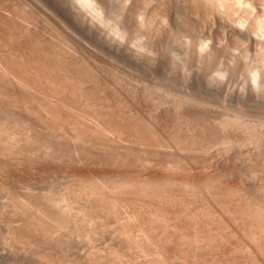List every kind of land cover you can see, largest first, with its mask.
I'll return each instance as SVG.
<instances>
[{
	"label": "rangeland",
	"instance_id": "rangeland-1",
	"mask_svg": "<svg viewBox=\"0 0 264 264\" xmlns=\"http://www.w3.org/2000/svg\"><path fill=\"white\" fill-rule=\"evenodd\" d=\"M93 1H95L94 8L90 7L93 10H90V8L87 6V9L90 10L89 11L84 8L86 6L81 3V0L80 2L79 0H0V54L1 56L5 54L4 56L7 57L6 60L9 58L13 59H11V61L10 59L7 60V65L10 63L9 66H6L5 64V69H8L5 70L7 71V76H5V79H9H2L0 81V142L3 143H0V264H47V262L53 264V259L55 258L57 259H55L57 263L55 261L54 264H146L148 260V264H158L159 262L162 263L163 259L161 260V257L159 256L160 254H154L156 249L153 252V249L154 247L156 248L155 245L157 243L161 241H163L162 243H165L164 240L166 241L167 239L168 243L166 242V244L169 245V239H171L173 236L180 242L182 241L179 238V236L181 235L180 232H184V234L180 237L186 235V233H194L193 231H197V229L201 230L202 232H206L208 228L203 226L202 223L206 222L205 219L207 220V218L212 215V217H209L210 220H207V222L210 221L209 224H212L211 221L213 220V214H215L213 212L217 211V216L221 215V217H223L224 219H227L229 216L232 217V215L234 217V214L232 213L235 208H233L232 211H230L231 209H229V211L224 209V211H226L227 213H223L224 211L222 210L223 215L228 214L226 215L228 216L227 218L222 215L221 207L219 205H216L219 195H217V198L213 196V204H211L213 206L216 205L215 207L218 210L213 209L214 207H211V205L208 206V202L205 201V198H207L211 193V189L214 190V195L218 193L215 186H217L221 181L220 177H222L223 179V175L226 173L227 169L226 166L231 167L230 170H227V172L231 171V175L233 176L232 173H234L235 177L234 179H232L233 181H230L229 178L231 179V175L230 172H228L229 175L226 173L225 176H229V178L224 177V179H228L231 184H237L238 188L236 189L235 187L236 191L240 187L241 190L243 188L247 189L242 190V194L238 190L237 195L233 194V192L236 193L233 189V192L231 191L232 193L228 191L227 194L230 193L231 195H224V197L226 196L225 198H227L226 200H230L228 202H231V199H233L237 202H232L235 204V206H238L240 204H243L240 202V204L237 205V203L239 202L237 197L235 198V196H238L239 198V196L241 195L242 197H244L243 199H245L246 197L248 199V197L251 196L254 204L250 203V197L249 202V199H246L244 201L240 196L242 202L244 201L245 203L247 201L246 206H244L247 207L248 205V208L246 209L250 211L248 214L249 216L243 212L244 216H247H245V218L243 217L242 212H240V215L239 211H235V213H239L238 215L242 217H236V214L235 218L232 221H234L233 223H235V221L238 222L240 220V222L238 223L240 227H238V224H236L237 222L235 223L236 225L230 224L232 222L229 221L232 218H228L230 219L229 221H223L224 219L221 217L220 219H223L222 221L217 218L216 221L218 223L213 222L215 221L213 220L212 222L214 224V227L212 225L211 226L212 228H214L213 230H215L220 225V223L224 222V225L222 223L219 227L225 228L223 230H226L227 227L228 232H230V230H232L233 228L235 229L233 230L236 232H238L240 228V230H242L243 228V232H240L241 237H239L243 239H240V241L244 243H247L248 241L250 245H243V243L239 242V238H237L238 240L235 238H231L232 236H229V233L228 237L231 238V240L227 238L225 245L227 244L226 247H228L232 243L230 253L234 250L236 251L233 252V254H229V256L227 253V256H225L227 257V260L223 255H221V257H224H222V260L219 257H213V260L215 261L213 263V260H211V263L209 262V260L212 259L211 254L209 256L208 262L205 261L208 258V254L213 251V249H210L213 248L211 247V243L207 248L203 247V245H208L207 241L205 242V244L207 245H205L204 243L202 245V242L195 244V246L197 247L196 250H199V248L203 249L199 250L200 253L197 251V257L195 256L196 258H198L197 260L193 256L190 257V254L193 253L194 255V253H196V250H194L195 248H191V246H194L193 244H191L194 241L189 243L191 244L190 246L187 244V242H181L182 244L179 243V245L181 244V246L183 245V247L184 244H186L185 247L182 248L177 245V239L173 237L176 241H173L172 239L171 241L172 243L175 242L176 244L170 243V245L172 246L174 244L175 245L173 248L171 246H169V248H172L173 250L183 249L184 251L176 250L178 253H175V251H169V253H173L175 261H173V257L171 258L170 256L172 255V253L169 255V258L171 260H169V258L167 257L166 261L168 260L169 262L167 261V263L169 264H185L186 260L188 264L192 263V260H196L195 262H199L200 260L201 262L199 263H202L203 261L206 264H217L215 262L219 263L220 261H222L220 264H234L235 262V264H237V262H239V264H246V262H248L247 258H251V260L252 258L253 260L256 258V260H258L257 257H263V253H261V255L260 253L258 254V251L256 252L257 249L255 250V247L257 248L258 245L261 244V241H259V239H262V241L264 240V225L262 224L264 222L259 219L264 218V0ZM105 3H107V5H105ZM96 5L97 7L101 6V8L95 7ZM76 7H78V10L75 9ZM79 11L81 13L77 14L79 13ZM82 12L84 13L83 15ZM86 15H88V19H86ZM80 16L82 17L80 18ZM83 17H85L86 20ZM90 17L93 21L89 20ZM87 20L89 22H86ZM22 22L24 23V25ZM14 36L16 39L14 38ZM12 42L13 44H11ZM16 43H18L19 46ZM35 44L40 46H36ZM13 45H15V47ZM50 46L52 48H50ZM9 49H11L12 51H10ZM13 50H15V52ZM20 50H23V53H21ZM39 50H41L42 52ZM7 52H9L10 54ZM8 55H10L11 57ZM16 58H18V61H16ZM15 61L17 62L16 64L19 63L20 65H16ZM24 61L29 64L33 63V65H31L34 67V69L38 70V72L41 73L43 71L41 73L42 75L40 74L39 77L41 78L39 79L40 81L36 79L35 75H33L34 77L31 75L28 77L26 76V78L29 80H26V83L29 82L26 87L27 89H23L19 84V78L11 73L13 69H19L18 67L24 66ZM53 62H55L56 64H54ZM52 64L56 66L52 68V66H50ZM13 65L15 68L13 67ZM44 65H46V67ZM59 65H63V67L61 66L59 68ZM9 68H11V71L9 70ZM43 73L45 74L43 75ZM42 77L44 78V80H42ZM12 79H16L15 83ZM34 79L36 81L38 80L40 84L38 82L36 83ZM30 80L32 83L30 82ZM9 81H12V84ZM16 82L18 83V85ZM62 83H64V85ZM57 84L60 86H58ZM62 86H64V88ZM55 89L59 90L54 91ZM72 90L74 92L78 90L79 93H74ZM52 92H54V94H51ZM58 92L59 94H57ZM67 92L69 93V95ZM55 93L57 95H55ZM80 93L84 96L80 97ZM49 94L52 95V97L53 95L55 98L58 97V100L62 101H64L66 98L63 105L67 107L60 105V107L57 106L59 107L58 109L57 107H54L56 109H51L47 105H42L41 100L47 99ZM58 95L62 96L60 97ZM76 96L79 97L77 98ZM15 98H17L18 100ZM35 100L37 102L40 101V103H37ZM40 106L43 108H41ZM44 106H46V108ZM48 108L49 110H47ZM69 108L71 112L68 110ZM54 110L57 111L59 115ZM49 111L50 114H48ZM52 111H54L56 114ZM113 111L114 113H112ZM39 112L41 113V115L38 114ZM77 119L80 122H78L79 125L83 123L81 126L78 125ZM59 120L61 121V123ZM74 122H76L77 125ZM95 123H99L97 125L102 124L107 126L110 131H104L105 129L98 130V127L96 128ZM109 123L112 124L110 125ZM126 123L132 124L136 127H140L141 124V131H139L138 134L135 131L131 132V130L129 129H127L126 131V127L128 125ZM87 126H89V128ZM74 127L76 128V130ZM151 127L153 128L154 133H151ZM91 128L94 131H98L99 133L94 132ZM111 128H116L117 130ZM143 128H146V130ZM148 128L150 129L148 130ZM85 129H87V131ZM80 131L81 133H79ZM142 131L144 132L141 133ZM155 131L157 133H155ZM86 132H88L90 135L87 136ZM104 132H106V134ZM74 133L77 134V136ZM142 134L143 136H145V138L142 136ZM155 134H157L158 136H156ZM84 136H86V139L84 138ZM15 142L19 148L17 147ZM8 145L10 146V148ZM21 145L24 146L22 147ZM22 149L25 150L23 151ZM151 165L154 166L152 167ZM171 167H173V169ZM223 167H226L225 172L220 174L222 172L220 170L224 169ZM154 168L156 169V171L154 170ZM141 169H143L142 171L144 172L146 170L148 174L153 173L154 176L157 174L155 176V178L157 177V179L154 180L155 182H152L153 185L151 184V186H153L154 189L157 186V189H160L158 190V193L161 191L159 193L160 195L157 192L155 193L154 189H151L152 187L149 186L146 181H144L145 179L143 180L144 172L142 174ZM185 171L187 172L185 173ZM216 171L220 172V175L217 174ZM113 173L116 176H111ZM125 173H127L129 176L131 175L130 178ZM215 173L220 176H216L218 177V179L216 180H219L218 183L213 179L217 184L213 180H211V178L215 177ZM118 174L120 175V177ZM164 174H168L169 176L168 177L166 175V177L169 179H166V181L168 180L170 182L172 178V181H174L175 177L177 178V180H179L176 182H185L184 186L186 185V183L187 185L190 184L191 186L189 187L192 189V191H194V193L197 191L196 193L198 195L196 196L195 193V195L193 194L192 196L193 192H190L191 189L188 186V193L185 192V188L187 187H183L182 183L181 185L174 182L176 184L174 185V187H172V185L174 184L173 182H171V184H167V182H165V179H163L166 178L164 177ZM138 175L140 177H138ZM125 176L128 178V180L124 178ZM158 176L161 179H159ZM193 176H195L196 178ZM81 177L84 179V181L81 180ZM88 177L90 179H88ZM209 177L210 179H208ZM133 178H135L134 181ZM187 178H189L190 181L192 179H195L196 182L198 181V184L195 183L197 184L195 185L194 183H188L187 181L189 180ZM206 178L210 183H206ZM122 179H125V181L121 182ZM162 179L164 182L162 181ZM184 179L186 180L183 181ZM224 179L222 181H226ZM95 180L102 181H96V183ZM105 180L107 183L105 182ZM158 180L160 181L158 182ZM200 180H205V182L203 181L202 184H200ZM126 181H128V183ZM129 181H132V183L130 182V184H133L134 187L129 184ZM143 181L147 184H145L148 189L146 191L147 193L145 192L146 189L145 186H143L144 184L142 185ZM235 181H237V183ZM92 182L95 183L96 186H93L94 184ZM140 182L141 186L139 184ZM238 182H240V186ZM103 183L106 184L104 185ZM155 183L157 184L154 186ZM204 183L210 186L208 187L206 185L207 189L210 188L209 193L207 192L208 190L205 189L206 187L204 186ZM164 184L166 185L164 186ZM192 184H194V187H192ZM212 185H214V187H212ZM177 186H180V188L178 187V189ZM196 186L197 188L196 190H194ZM92 188H94L95 190ZM97 188L99 190H97ZM125 188H129V192ZM136 189H139L140 191ZM184 189L185 191H183ZM132 190H136V192ZM168 190L171 192V194ZM199 190L203 195L199 193ZM120 191H122V193ZM141 191L143 192L142 194L140 193ZM163 192L165 195H163ZM243 192L245 196H243ZM213 193L210 194L211 197ZM247 193L249 195H247ZM99 194L101 196H99ZM252 194L254 197L252 196ZM144 195L147 199L144 197ZM170 195L173 196V200H169ZM189 195L191 198L189 197ZM139 196L143 197L140 198ZM163 196L166 197L163 198ZM161 197L163 198V200L160 199ZM175 197L177 198V200ZM100 198H104L101 199L102 202L104 201V203H101ZM200 198H202L204 202ZM107 199L110 201L108 202ZM150 199H152V202ZM194 199L197 201H194ZM95 200L99 202H96ZM148 200L151 202V205L149 204L150 202L148 203ZM165 200H167L168 202L166 201L165 203ZM188 200H190L191 202L187 203ZM207 200L210 202L211 198L209 200L208 197ZM105 201L107 204H105ZM153 201L154 204L152 206ZM180 201L183 205H181ZM254 201L261 202L256 203ZM157 202L158 204H155ZM184 202H186L188 205ZM97 203H101L103 205L100 204L99 206ZM175 203H177L176 206L174 205ZM189 203L194 204L193 207L191 205L192 208L187 207L190 206ZM248 203H250V208ZM217 204H219V202ZM251 204L254 206L258 204L259 205L258 207H254ZM202 205L204 206L202 207L204 211L208 208L213 209H209L212 212L210 211L211 214L209 216L208 214L206 215L208 216L207 218L204 216L207 211L204 212L202 210V212L201 210H199L201 208L200 206ZM251 206L254 207L253 211L256 208L258 209L259 207L263 206V210L262 208L260 209L261 214L260 211H256L257 214L253 212ZM108 207L111 208L109 209ZM41 208H44L43 210L48 212V214H51L52 216L55 215L56 217L60 218V224L57 223V220L56 223L59 225L55 227V223L53 226L54 228L49 233H45V231L42 229L40 230V228L42 227H39L35 220L38 212L41 211ZM169 208L172 209V212L171 209L169 210ZM188 208H190L191 211L188 210L189 212H187L186 210ZM193 208H198L195 209V213L199 212L200 214L198 213V216H202V219L205 218L204 220H201V218L199 220V218L196 219V217L198 216L194 215L195 218L193 219L198 222L202 221L200 225L202 226L201 228H195L193 226L194 222L191 223L192 219L190 218L191 216L189 213L192 211L194 212ZM104 210L106 211V214L104 213ZM162 210H164L163 212H165L164 215L162 213ZM178 210L179 212L181 211V214L176 213ZM184 211H186L185 215ZM251 211L253 214H256H254L256 217H253L254 215L251 213ZM140 212L144 219L138 218ZM167 212H174L173 215L171 213L169 215H171L170 217L173 216L172 219L175 222H173V220L168 215L166 216ZM202 213L205 214L202 215ZM230 213L232 215H229ZM154 214L156 215L154 216ZM161 214L164 217L166 216V218L162 216L163 219L161 217L160 220L159 218ZM177 214L178 217L180 215L184 217L178 218L179 220L175 219L177 217ZM216 214L214 216L215 219L217 217ZM258 214L260 216L263 215V217L259 216L258 218L261 223H258L260 222L259 220L254 221V219L258 217ZM131 215L134 216V219L136 218V221L133 218L131 219ZM174 215L176 216L175 218ZM185 216L188 217H186L185 219ZM250 216L253 218V222L252 220H250ZM125 217L128 218L126 219ZM239 218H241L242 220ZM246 218L249 220L247 221ZM125 219L127 220V222ZM128 219H130L129 222ZM138 219H143L140 220L141 222L144 221V224L143 222H140L141 228ZM164 219H166V221ZM62 220L63 222H61ZM146 220H149L147 222L148 224H151V228L149 227V225L147 226ZM177 220L179 221L178 224L176 223ZM185 220L186 222L189 221L187 225ZM262 220L264 221V219ZM161 221L163 222L161 223L163 224V226L169 224L171 225L165 228L160 224ZM242 221L245 225H242ZM249 221L251 222L248 224ZM158 223L160 225H158ZM174 223H176L177 227L179 226V232L178 230H174L177 228L176 226V228L174 227ZM215 223L217 226L215 225ZM253 223H255V225ZM142 224L143 226L146 224V226L149 228H145V226L143 227ZM190 224L193 225L191 226ZM247 224L250 225L249 227L253 225L257 227L262 224L263 237H258L260 236L259 232H261L262 226L259 227L260 231L257 227L255 232V227H251L252 229H250L249 227H247ZM185 225L187 227H184ZM233 225L237 226L238 230L235 226L233 227ZM134 226L137 228H135ZM189 227L192 228L193 231L189 229ZM193 227L195 228V230ZM20 228L22 229L20 230ZM130 228L134 229V232H132V229L130 231ZM143 228L146 230H144ZM162 228L168 232H165L164 230H162ZM182 228L183 230H181ZM142 229L145 231L143 232L144 235L147 234L145 236L148 237H145L143 235ZM184 229H186L187 231H184ZM247 229L249 230V232H247ZM155 230H157L158 232H156ZM188 230L191 232H189ZM251 230H253L254 233H257L256 237L258 239L256 238V240H254L255 238L253 237V239L249 238L251 237V233H253ZM150 231L151 233H149ZM221 231L222 230H220V234L227 232ZM244 231L245 233L247 232L246 234L250 233V235H242L244 234ZM20 232H22L23 234L25 233L24 236L20 235ZM163 232H165L166 234H164ZM202 232L198 231L197 233L203 235ZM207 232H210V230H208ZM132 233H137L138 236L137 234L133 235ZM240 233H237L238 236H240ZM161 235L163 238L160 237ZM169 236L172 237L170 238ZM243 236L245 237L246 242ZM18 237L20 239H18ZM247 237L251 240V243ZM143 238L146 239L143 240ZM146 241L148 244H146ZM232 241H234V245H237V249H235L236 246H233ZM237 242H239L242 246H238ZM254 242L255 245H252L254 244ZM257 242H259L260 244H256ZM200 244L202 247L199 246ZM175 246L178 247L176 248ZM245 246H248V248L246 249ZM150 247H152L153 249H151ZM142 248H146V250L144 249L146 252L151 251L153 252V254H151L150 252L149 256V253L147 252V255V253L142 250ZM238 248H245V251ZM108 249L113 251L110 252ZM114 249H116V252H114ZM140 249L142 250V252ZM186 249L187 252L190 249L192 251L194 250L195 252H192L190 250L185 260V258L183 257L186 256V253H184L186 252ZM117 250L120 252H118ZM209 250L211 251L209 252ZM227 250L229 251V247L227 248ZM253 250L257 254V257H255V253ZM138 251H140L141 253H139ZM182 251L184 254L182 253ZM224 251L226 252L225 249ZM143 252H145L144 255ZM206 253L208 254L206 255ZM251 253L253 255H250V257L248 254ZM174 254H178L177 257H179V259ZM198 254H201V256H203H198ZM145 255L149 256L148 259L147 257H145ZM151 255H155L153 256L155 261L153 260V258H150L152 257ZM157 256H159L160 259H158ZM230 256H232L233 258ZM192 257L193 259L189 261V258L191 259ZM228 257L231 262L228 260ZM111 258H113V260ZM175 258H177V260ZM230 258H232V260ZM251 260H249L250 264H252L251 262L253 261ZM166 261H164L165 263L163 262L162 264H166Z\"/></svg>",
	"mask_w": 264,
	"mask_h": 264
},
{
	"label": "bare ground",
	"instance_id": "bare-ground-1",
	"mask_svg": "<svg viewBox=\"0 0 264 264\" xmlns=\"http://www.w3.org/2000/svg\"><path fill=\"white\" fill-rule=\"evenodd\" d=\"M9 1H10V0H9ZM79 2H80V0H79ZM94 2H95V1H93V0H81V3L84 4V6H86V7H84V8H86V10H89V9H87L88 7H89V8H90V7H91V8H94ZM104 2H106V1H104ZM95 4H96V3H95ZM5 5H6V4H5ZM80 5H81V4H80ZM80 5H79V6H80ZM105 5H107V3H105ZM77 6H78V5H77ZM82 6H83V5H82ZM87 6H88V7H87ZM5 7H6V6H5ZM12 7H13V6H12ZM95 7H97V5H96ZM98 7H99V6H98ZM98 7H97V8H98ZM81 8H82V7H81ZM81 8H80V9H81ZM91 8H90V10H93V9H91ZM99 8H101V6H100ZM16 9H17V8H16ZM75 9L78 10V7H76ZM18 10H19V9H18ZM77 10H76V11H77ZM90 10H89V11H90ZM94 10H95V9H94ZM100 10H101V9H100ZM13 11H14V10H13ZM80 11H81V10H80ZM80 11H79V13H77V14H80V13H81ZM82 11H83V10H82ZM95 11H96V10H95ZM98 11H99V9H98ZM72 12H73V11H72ZM92 12H93V11H92ZM92 12H91V13H92ZM10 13H11V12H10ZM16 13H17V12H16ZM22 13H23V12H22ZM97 13H98V12H97ZM101 13H102V12H101ZM28 14H29V13H28ZM83 14H84V13L82 12V15H83ZM85 14H86V13H85ZM93 14H94V13H93ZM95 14H96V13H95ZM99 14H100V13H99ZM21 16H22V15H21ZM87 16H88V15H86V19H88ZM97 16H99V15H97ZM3 17H4V16H3ZM25 17H26V16H25ZM71 17H72V16H71ZM81 17H82V16H80V18H81ZM83 18L85 19V17H83ZM83 18H82V19H83ZM97 18H98V17H97ZM19 19H20V18H19ZM86 19H85V20H86ZM89 20L93 21L91 17L89 18ZM94 20H95V19H94ZM25 21H26V20H25ZM83 21H84V20H83ZM12 22H14V21H12ZM86 22H89V21L87 20ZM98 22H99V21H98ZM8 23H9V22H8ZM22 23H23V22H22ZM22 23H21V24H22ZM25 23H26V22H25ZM61 23H62V22H61ZM90 23H91V22H90ZM90 23H88V24H90ZM14 24H15V23H14ZM94 24H95V23H94ZM23 25H24V23H23ZM25 25H26V24H25ZM34 25H35V24H34ZM88 26H92V25H88ZM30 27H31V26H30ZM30 27H29V28H30ZM95 27H96V26H95ZM119 27H120V26H119ZM12 28H13V27H12ZM19 28H20V27H19ZM89 28H90V27H89ZM89 28H88V29H89ZM7 29H8V28H7ZM22 29H23V28H22ZM120 29H121V28H120ZM5 30H6V29H5ZM11 30H12V29H11ZM91 30H92V28H91ZM13 31H14V30H13ZM17 31H18V30H17ZM27 31H28V30H27ZM58 31H59V30H58ZM9 32H10V31H9ZM37 32H38V31H37ZM19 33H20V32H19ZM32 33H33V32H32ZM40 33H41V32H40ZM59 33H60V32H59ZM39 35H40V34H39ZM3 36H4V35H3ZM25 36H26V35H25ZM43 36H44V35H43ZM46 36H47V35H46ZM0 37H1V36H0ZM4 37H5V36H4ZM33 37H34V36H33ZM33 37H32V38H33ZM14 38H15V36H14ZM24 38H25V37H24ZM5 39H6V38H5ZM15 39H16V38H15ZM22 39H23V38H22ZM39 39H40V38H39ZM39 39H38V40H39ZM8 40H9V39H8ZM8 40H6V41H8ZM3 41H4V40H3ZM18 41H19V40H18ZM66 41H67V40H66ZM0 42H1V41H0ZM21 42H22V41H21ZM32 42H33V41H32ZM49 42H50V41H49ZM23 43H24V41H23ZM35 43H36V41H35ZM117 43H118V42H117ZM11 44H13V42H12ZM16 44H18V43H16ZM33 44H34V43H33ZM38 44H39V43H38ZM115 44H116V43H115ZM4 45H5V44H4ZM22 45H24V44H22ZM29 45H30V44H29ZM31 45H32V44H31ZM35 45H36V44H35ZM42 45H43V44H42ZM63 45H64V44H63ZM113 45H114V44H113ZM11 46H12V45H11ZM11 46H10V47H11ZM13 46L15 47V45H13ZM18 46H19V44H18ZM20 46H21V45H20ZM36 46H40V45H36ZM118 46H119V44H118ZM118 46H117V47H118ZM14 47H13V48H14ZM34 47H35V46H34ZM44 47H45V46H44ZM47 47H48V46H47ZM0 48H1V46H0ZM13 48H12V49H13ZM29 48H30V46H29ZM35 48H36V47H35ZM50 48H52V47L50 46ZM66 48H67V46H66ZM114 48H115V47H114ZM119 48H121V47H119ZM54 49H55V48H54ZM9 50L12 51L11 49H9ZM16 50H17V49H16ZM18 50H19V49H18ZM28 50H29V49H28ZM30 50H31V49H30ZM75 50H76V49H75ZM13 51L15 52V50H13ZM20 51H21V50H20ZM20 51H19V52H20ZM22 51H23V50H22ZM22 51H21V53H23ZM26 51H27V50H26ZM37 51H38V50H37ZM39 51H41V50H39ZM45 51H46V50H45ZM16 52H17V51H16ZM29 52H30V51H29ZM31 52H32V51H31ZM41 52H42V51H41ZM4 53H5V52H4ZM7 53H9V52H7ZM7 53H6V54H7ZM21 53H20V54H21ZM52 53H54V52H52ZM9 54H10V53H9ZM11 54H12V52H11ZM13 54H14V53H13ZM24 54H25V50H24ZM28 54H29V53H28ZM4 55H5V54H4ZM4 55L1 56V54H0V81H1L2 79H5V76H7V71H5L7 68L5 69V64H6V66H9V64H10V63H9V64L7 65V60H9L10 58L6 60L7 57L4 56ZM16 55H17V53H16ZM32 55H33V54H32ZM42 55H43V54H42ZM52 55H53V54H52ZM8 56H10V55H8ZM21 56H22V55H21ZM24 56H25V55H24ZM44 56H45V55H44ZM10 57H11V56H10ZM31 57H32V56H31ZM61 57H62V56H61ZM4 58H5V59H4ZM22 58H23V57H22ZM63 58H64V57H63ZM11 59H12V58H11ZM11 59H10V61H11ZM17 59H18V58H16V61H18ZM46 59H47V58H46ZM51 59H52V58H51ZM12 60H13V59H12ZM22 60H23V59H22ZM24 60H25V59H24ZM29 60H31V59H29ZM49 60H50V59H49ZM56 60H57V59H56ZM16 61H15V64L17 63ZM19 61H20V60H19ZM37 61H38V60H37ZM46 61H47V60H46ZM54 61H55V60H54ZM67 61H68V60H67ZM8 62H9V61H8ZM22 62H23V61H22ZM24 62H25V61H24ZM48 62H49V61H48ZM61 62H62V61H61ZM13 63H14V62H13ZM13 63H12V64H13ZM20 63H21V62H20ZM25 63H26V62H25ZM25 63H23L24 66L18 67L19 69H16V68L14 67V65H15V64H14L13 67H14L15 69H13V71L11 72L13 75H15L16 77L19 78V80H20L19 84L21 85V87H22L23 89H24V88L27 89L26 87H27V85H28V83H29V82L26 83V80H28V79L26 78V76L28 77V76H30V75H31V76L35 75V76H36V79L39 80V79H41V78H39V77H40V74L43 72V71H42V72L40 73V72H38V70L34 69V67L32 66L33 63H31L32 65L29 64V63H26V65H25ZM36 63H37V62H36ZM36 63H35V64H36ZM53 63L56 64L55 62H53ZM82 63H83V62H82ZM18 64H19V63H18ZM18 64H16V65H18ZM19 65H20V64H19ZM19 65H18V66H19ZM21 65H22V64H21ZM38 65H39V64H38ZM38 65H37V67H38ZM85 65H86V64H85ZM10 66H11V65H10ZM35 66H36V65H35ZM44 66L46 67V65H44ZM44 66H43V67H44ZM50 66H52V68H53V67H55L56 65L54 66V65L52 64V65H50ZM61 66L63 67V65H61ZM61 66L59 65V68H60ZM88 66H89V65H88ZM47 67H48V66H47ZM77 67H78V66H77ZM64 68H65V67H64ZM67 68H68V67H67ZM48 69H49V68H48ZM61 69H62V68H61ZM69 69H70V68H69ZM91 69H92V68H91ZM7 70H8V69H7ZM9 70L11 71V68H9ZM44 70H45V69H44ZM46 70H47V69H46ZM66 70H67V69H66ZM71 70H72V69H71ZM39 71H40V70H39ZM53 71H54V70H53ZM69 71H70V70H69ZM46 72H47V71H46ZM50 72H51V71H50ZM37 73H39V74H37ZM48 73H49V72H48ZM64 73H65V72H64ZM9 74H10V73H9ZM44 74H45V73H43V75H44ZM38 75H39V76H38ZM41 75H42V74H41ZM61 75H62V74H61ZM8 76H9V75H8ZM11 76H12V75H11ZM11 76H10V77H11ZM48 76H49V75H48ZM62 76H63V75H62ZM66 76H68V75H66ZM16 77H15V78H16ZM33 77H34V76H33ZM57 77H60V76H57ZM64 77H65V76H64ZM64 77H63V78H64ZM6 78H7V77H6ZM11 78H12V77H11ZM42 78H43V77H42ZM48 78H49V77H48ZM67 78H69V77H67ZM70 78H71V77H70ZM80 78H81V77H80ZM7 79H9V78H7ZM7 79H5V80H7ZM30 79H31V78H30ZM46 79H47V77H46ZM57 79H59V78H57ZM61 79H62V78H61ZM5 80H3V81H5ZM12 80H14V83H15V80H16V79H12ZM19 80H18V81H19ZM34 80H35V79H34ZM38 80H37V81L35 80L36 83H37V82L39 83L40 80H39V81H38ZM42 80H44V78H43ZM42 80H41V81H42ZM49 80H50V79H49ZM28 81H29V80H28ZM64 81H65V80H64ZM9 82H10V81H9ZM11 82H12V81H11ZM11 82H10V83H11ZM30 82H31V80H30ZM43 82H44V81H43ZM43 82H42V83H43ZM3 83H4V82H3ZM14 83H13V84H14ZM16 83H17V82H16ZM31 83H32V82H31ZM34 83H35V82H34ZM36 83H35V84H36ZM46 83H48V82H46ZM52 83H53V81H52ZM52 83H51V84H52ZM1 84H2V83H1ZM11 84H12V83H11ZM39 84H40V83H39ZM49 84H50V82H49ZM59 84H60V83H59ZM62 84L64 85V83H62ZM67 84H68V83H67ZM9 85H10V84H9ZM17 85H18V83H17ZM20 85H19V86H20ZM31 85H32V84H31ZM44 85H45V84H44ZM47 85H48V84H47ZM52 85H53V84H52ZM57 85H58V84H57ZM29 86H30V85H29ZM33 86H34V85H33ZM35 86H36V85H35ZM37 86H38V85H37ZM40 86H41V85H40ZM49 86H50V85H49ZM58 86H60V85H58ZM68 86H69V85H68ZM98 86H99V85H98ZM2 87H3V86H2ZM7 87H8V86H7ZM30 87H31V86H30ZM30 87H29V88H30ZM47 87H48V86H47ZM47 87H46V88H47ZM55 87H56V86H55ZM55 87H53V88H55ZM62 87L64 88V86H62ZM65 87H66V86H65ZM69 87H70V86H69ZM0 88H1V87H0ZM9 88H10V87H9ZM53 88H52V89H53ZM57 88H58V87H57ZM66 88H67V87H66ZM85 88H86V87H85ZM4 89H5V88H4ZM16 89H17V88H16ZM18 89H19V88H18ZM32 89H33V88H32ZM37 89H38V88H37ZM49 89H50V88H49ZM52 89H51V90H52ZM68 89H69V88H68ZM74 89H75V88H74ZM82 89H83V87H82ZM91 89H92V88H91ZM5 90H6V89H5ZM51 90H50V91H51ZM58 90H59V89H58ZM58 90L55 89L54 91H58ZM65 90H66V89H65ZM21 91H22V90H21ZM34 91H35V90H34ZM34 91H33V92H34ZM52 91H53V90H52ZM62 91H63V89H62ZM66 91H67V90H66ZM72 91H73V90H72ZM77 91H78V90H77ZM77 91H75V92H76V93H79V91H78V92H77ZM5 92H7V91H5ZM25 92H26V91H25ZM31 92H32V91H31ZM36 92H37V91H36ZM40 92H41V91H40ZM73 92H74V91H73ZM75 92H74V93H75ZM83 92H84V91H83ZM83 92H82V93H83ZM15 93H16V92H15ZM42 93H43V92H42ZM62 93H63V92H62ZM65 93H66V92H65ZM67 93H68V92H67ZM34 94H35V93H34ZM44 94H46V93H44ZM51 94H54V92H52ZM57 94H59V92H58ZM57 94L55 93V95H57ZM70 94H72V93H70ZM80 94H81V93H80ZM20 95H21V94H20ZM24 95H25V94H24ZM49 95H50V94H49ZM49 95H48L47 99H43V100H41V101H42V102H41L42 105H43V104H44V105H47V106H48L49 108H51V109H56V108H54V107H57V106L60 107V105L65 106V105H63V103H64V101L66 100V98H65V100L62 98V99L64 100V101H62V100H58V97L55 98L54 95H53V97H52V95H50V96H49ZM68 95H69V93H68ZM74 95H75V94H74ZM77 95H78V94H77ZM18 96H19V95H18ZM26 96H27V95H26ZM26 96H25V97H26ZM58 96L61 97L62 95H58ZM79 96L81 97V96H84V95L81 94V95H79ZM79 96H78V97H79ZM6 97H7V96H6ZM35 97H36V96H35ZM39 97H40V96H39ZM60 97H59V99H60ZM70 97H71V96H70ZM72 97H73V96H72ZM74 97H75V96H74ZM76 97H77V96H76ZM78 97H77V98H78ZM4 98H5V97H4ZM7 98H8V97H7ZM82 98H83V97H82ZM15 99H17V98H15ZM24 99H25V98H24ZM33 99H34V98H33ZM41 99H42V98H41ZM69 99H70V98H69ZM17 100H18V99H17ZM28 100H29V99H28ZM37 100H38V99H37ZM72 100H73V99H72ZM12 101H13V100H12ZM29 101H30V100H29ZM35 101H36V100H35ZM76 101H77V100H76ZM88 101H89V100H88ZM21 102H22V101H21ZM21 102H19V103H21ZM23 102H24V101H23ZM32 102H33V101H32ZM36 102H37V101H36ZM30 103H31V102H30ZM37 103H40V101L37 102ZM65 103H66V102H65ZM85 103H86V102H85ZM85 103H84V104H85ZM32 104H33V103H32ZM69 104H70V102H69ZM97 104H98V103H97ZM66 105H67V104H66ZM72 105H73V104H72ZM104 105H105V104H104ZM68 106H69V105H68ZM89 106H90V105H89ZM96 106H97V105H96ZM37 107H38V106H37ZM40 107H41V106H40ZM44 107L46 108V106H44ZM59 107H57V109H58ZM65 107H67V106H65ZM84 107H85V106H84ZM26 108H27V107H26ZM41 108H43V107H41ZM49 108H48L47 110H49ZM74 108H75V107H74ZM51 109H50V110H51ZM61 109H62V108H61ZM63 109H64V108H63ZM87 109H88V108H87ZM90 109H91V108H90ZM100 109H101V108H100ZM68 110L71 112L70 108H69ZM91 110H92V109H91ZM97 110H98V109H97ZM111 110H112V109H111ZM44 111H45V109H44ZM44 111H43V112H44ZM54 111H55V110H54ZM54 111H52V112H54ZM58 111H59V110H58ZM63 111H64V110H63ZM40 112H42V111H40ZM40 112L38 113L39 115H41ZM46 112H48V111H46ZM55 112H57V111H55ZM55 112H54V113H55ZM60 112H61V111H60ZM74 112H75V111H74ZM110 112H111V111H110ZM11 113H12V112H11ZM62 113H63V112H62ZM112 113H114V111H113ZM48 114H50V111H49ZM52 114H53V113H52ZM55 114H56V113H55ZM57 114H58V112H57ZM58 115H59V114H58ZM65 115H66V114H65ZM110 115H111V114H110ZM125 115H126V114H125ZM70 116H71V115H70ZM86 116H87V115H86ZM88 116H89V115H88ZM90 116H91V115H90ZM95 116H96V115H95ZM97 116H98V115H97ZM47 117H48V115H47ZM55 117H56V116H55ZM55 117H53V118H55ZM60 117H61V116H60ZM63 117H64V116H63ZM67 117H68V116H67ZM93 117H94V116H93ZM100 117H101V116H100ZM64 118H65V117H64ZM73 118H74V117H73ZM89 118H91V117H89ZM97 118H99V117H97ZM1 119H2V118H1ZM56 119H57V118H56ZM56 119H55V120H56ZM70 119H72V118H70ZM78 119H79V118H78ZM78 119H77V120H78ZM188 119H189V118H188ZM190 119H191V118H190ZM55 120H54V121H55ZM63 120H64V119H63ZM67 120H68V119H67ZM100 120H101V119H100ZM104 120H105V119H104ZM124 120H125V118H124ZM124 120H123V121H124ZM144 120H145V119H144ZM25 121H26V120H25ZM56 121H57V120H56ZM59 121H60V120H59ZM98 121H99V120H98ZM98 121H97V122H98ZM117 121H118V120H117ZM186 121H187V120H186ZM189 121H190V120H189ZM52 122H53V121H52ZM78 122H79V120L77 121V123H78ZM81 122H82V121H81ZM86 122H87V121H86ZM91 122H92V121H91ZM103 122H104V121H103ZM136 122H137V120H136ZM142 122H143V121H142ZM142 122H141V123H142ZM60 123H61V121H60ZM69 123H70V122H69ZM72 123H73V122H72ZM74 123L76 124V122H74ZM79 123H80V122H79ZM79 123H78V125H79ZM100 123H101V122H100ZM106 123H107V122H106ZM129 123H130V121H129ZM139 123H140V122H139ZM155 123H156V122H155ZM63 124H64V123H63ZM66 124H67V123H66ZM82 124H83V123H82ZM82 124H81V125H82ZM86 124H87V123H86ZM90 124H92V123H90ZM95 124H96V123H95ZM97 124H99V123H97ZM97 124H96V128L98 127V130H100V129H105L104 131H106V130H108V132L110 131V130L107 128V126L102 125V124H101V125H102V126H101V125H97ZM109 124H110V123H109ZM111 124H112V123H111ZM111 124H110V125H111ZM117 124H119V123H117ZM126 124H128V123H126ZM133 124H134V123H133ZM142 124H144V123H142ZM73 125H74V124H73ZM76 125H77V124H76ZM81 125H79V126H81ZM88 125H89V124H88ZM106 125H107V124H106ZM120 125H121V124H120ZM134 125H135V124H134ZM144 125H145V124H144ZM74 126H75V125H74ZM79 126H78V127H79ZM90 126H91V125H90ZM108 126H109V125H108ZM113 126H114V125H113ZM115 126H116V125H115ZM117 126H118V125H117ZM149 126H150V125H149ZM189 126H190V125H189ZM8 127H9V126H8ZM69 127H70V126H69ZM72 127H73V126H72ZM84 127H86V126H84ZM87 127L89 128V126H87ZM94 127H95V126H94ZM121 127H122V126H121ZM146 127H147V126H146ZM12 128H13V126H12ZM34 128H35V127H34ZM67 128H68V127H67ZM74 128H75V127H74ZM76 128H77V126H76ZM76 128H75V130H76ZM88 128H87V129H88ZM117 128H118V127H117ZM123 128H125V127H123ZM140 128H141V124H140V127H136V126H133L132 124H128L127 127H126V131H127V129H129V130H131V132L135 131V132H137V134H138V132L141 131ZM58 129H59V128H58ZM87 129H85V130L87 131ZM91 129H92V128H91ZM91 129H90V130H91ZM111 129H114V130H115L116 128H111ZM143 129L146 130V128H143ZM149 129H150V128H148V130H149ZM151 129H152V132H151V133H154L152 127H151ZM10 130H11V129H10ZM79 130H80V129H79ZM92 130H93V129H92ZM92 130H91V131H92ZM116 130H117V129H116ZM154 130H156V129H154ZM3 131H4V129H3ZM5 131H6V130H5ZM12 131H13V130H12ZM77 131H78V129H77ZM83 131H84V130H83ZM83 131H82V133H83ZM93 131H94V130H93ZM118 131H119V130H118ZM121 131H122V130H121ZM51 132H52V131H51ZM67 132H68V131H67ZM73 132H74V131H73ZM94 132H98V131H94ZM112 132H113V131H112ZM143 132H144V131H142L141 133H143ZM146 132H147V131H146ZM146 132H145V133H146ZM9 133H10V132H9ZM41 133H42V132H41ZM71 133H72V132H71ZM79 133H81V131H80ZM84 133H85V132H84ZM87 133H88V132H86V135L89 136L90 134H89V133L87 134ZM98 133H99V132H98ZM104 133L106 134V132H104ZM110 133H111V132H110ZM115 133H116V132H115ZM151 133H148V134H151ZM155 133H157V132L155 131ZM11 134H12V133H11ZM11 134H10V135H11ZM16 134H17V133H16ZM69 134H70V133H69ZM74 134H75V133H74ZM96 134H97V133H96ZM102 134H103V133H102ZM117 134H118V133H117ZM127 134H128V133H127ZM21 135H22V134H21ZM75 135L77 136V134H75ZM114 135H115V134H114ZM119 135H120V134H119ZM121 135H122V134H121ZM133 135H134V134H133ZM139 135H140V134H139ZM146 135H147V133H146ZM155 135L158 136L157 134H155ZM68 136H69V135H68ZM68 136H67V137H68ZM71 136H72V135H71ZM103 136H104V135H103ZM103 136H101V137H103ZM142 136H143V134H142ZM147 136H148V135H147ZM168 136H169V135H168ZM23 137H24V136H23ZM82 137H83V136H82ZM127 137H128V136H127ZM133 137H134V136H133ZM143 137L145 138V136H143ZM152 137H153V136H152ZM161 137H162V136H161ZM30 138H31V137H30ZM84 138L86 139V136H84ZM119 138H120V137H119ZM176 138H177V137H176ZM4 139H5V137H4ZM87 139H88V138H87ZM133 139H134V138H133ZM139 139H140V138H139ZM1 140H2V139H1ZM9 140H10V139H9ZM16 140H17V139H16ZM54 140H55V139H54ZM119 140H120V139H119ZM149 140H150V139H149ZM170 140H171V139H170ZM12 141H13V140H12ZM83 142H86V141H83ZM130 142H131V141H130ZM139 142H141V141H139ZM143 142H144V141H143ZM0 143H2V142H0ZM9 143H10V142H9ZM11 143H12V142H11ZM13 143H14V142H13ZM21 143H22V142H21ZM144 143H145V142H144ZM180 143H181V142H180ZM187 143H188V142H187ZM2 144H3V143H2ZM15 144H16V142H15ZM112 144H113V143H112ZM120 144H121V143H120ZM184 144H185V143H184ZM5 145H6V144H5ZM5 145H4V146H5ZM11 145H12V144H11ZM16 145H17V144H16ZM105 145H106V144H105ZM8 146H9V145H8ZM21 146H22V145H21ZM23 146H24V145H23ZM23 146H22V147H23ZM178 146H179V145H178ZM1 147H2V145H1ZM17 147H18V145H17ZM184 147H185V146H184ZM9 148H10V146H9ZM18 148H19V147H18ZM18 148H17V149H18ZM193 148H194V147H193ZM7 149H8V148H7ZM145 149H146V148H145ZM165 149H166V148H165ZM186 149H187V148H186ZM199 149H200V147H199ZM3 150H4V149H3ZM22 150H23V149H22ZM24 150H25V149H24ZM24 150H23V151H24ZM4 151H5V150H4ZM6 152H7V151H6ZM15 152H16V151H15ZM2 153H3V152H2ZM25 153H26V152H25ZM8 154H9V153H8ZM46 154H47V153H46ZM62 154H63V153H62ZM172 154H173V153H172ZM192 154H193V153H192ZM6 155H7V153H6ZM12 157H13V156H12ZM120 157H121V156H120ZM107 159H108V158H107ZM95 160H96V158H95ZM53 161H54V160H53ZM114 161H115V160H114ZM129 161H131V160H129ZM133 161H134V160H133ZM125 162H126V160H125ZM193 162H194V161H193ZM122 163H123V160H122ZM171 163H172V162H171ZM96 164H97V163H96ZM98 164H99V163H98ZM124 164H125V163H124ZM128 164H129V163H128ZM223 164H224V163H223ZM50 165H51V164H50ZM115 165H116V164H115ZM204 165H205V164H204ZM227 165H228V164H227ZM141 166H142V165H141ZM151 166H152V165H151ZM153 166H154V165H153ZM153 166H152V167H153ZM163 166H164V165H163ZM171 166H172V165H171ZM179 166H180V165H179ZM130 167H131V166H130ZM147 167H148V166H147ZM165 167H166V166H165ZM167 167H168V165H167ZM167 167H166V168H167ZM174 167H175V166H174ZM180 167H181V166H180ZM190 167H191V166H190ZM226 167H227V169H226V173L228 174V172H230V175H231V171H228V172H227V170H230L231 167H228V166H226ZM226 167H223L224 169L220 170V171H222L221 173L216 171L217 174H219V173L222 174L223 172H225V168H226ZM233 167H234V166H233ZM171 168L173 169V167H171ZM178 168H179V167H178ZM185 168H186V167H185ZM237 168H238V167H237ZM135 169H136V168H135ZM148 169H149V168H148ZM175 169H176V168H175ZM181 169H182V168H181ZM181 169H178V170H181ZM219 169H220V168H219ZM219 169H218V170H219ZM53 170H54V169H53ZM124 170H125V169H124ZM142 170H143V169H141V171H142ZM149 170H150V169H149ZM154 170L156 171L155 168H154ZM154 170H153V171H154ZM211 170H212V169H211ZM223 170H224V171H223ZM231 170H232V169H231ZM103 171H104V170H103ZM128 171H129V170H128ZM130 171H131V170H130ZM235 171H236V170H235ZM134 172H135V171H134ZM143 172H144V171H142V174H143ZM149 172H150V171H149ZM166 172H167V171H166ZM169 172H170V171H169ZM172 172H173V171H172ZM186 172H187V171H185V173H186ZM208 172H209V171H208ZM232 172H233V171H232ZM104 173H105V172H104ZM109 173H110V172H109ZM128 173H129V172H128ZM135 173H136V172H135ZM137 173H138V172H137ZM145 173H147L146 170H145L144 175H143V180L145 179L144 181H146V182L148 183V185L151 186L152 182H153L155 179H157V177L155 178V176H156L157 174L154 176L153 173H152V174H148V173L145 174ZM155 173H156V172H155ZM185 173H184V174H185ZM191 173H192V172H191ZM210 173H211V172H210ZM226 173L223 175V179H224V177H227V176H225ZM98 174H99V173H98ZM125 174L128 175L127 173H125ZM159 174H160V173H159ZM161 174H162V172H161ZM215 174H216V173H215ZM215 174H214L215 177H216V176L220 177V176H219L220 174H219V175H217V174L215 175ZM232 174H233V176L231 175V179L229 178V176L227 177V178H229L230 181H233L232 179H234V177H235L234 173H232ZM88 175H89V173H88ZM113 175H114V173H113L111 176H113ZM118 175H119V174H118ZM136 175H137V174H136ZM164 175H165V174H164ZM166 175L168 176V174H166ZM166 175H165L164 177H166ZM175 175H176V174H175ZM186 175H187V174H186ZM228 175H229V174H228ZM85 176H86V175H85ZM100 176H101V174H100ZM114 176H116V175H114ZM114 176H113V177H114ZM130 176H131V175H130ZM130 176L128 175L129 178H130ZM141 176H142V175H141ZM170 176H171V175H170ZM190 176H191V175H190ZM209 176H210V175H209ZM221 176H222V175H221ZM83 177H84V176H83ZM119 177H120V175H119ZM138 177H140V176L138 175ZM138 177H137V178H138ZM168 177H169V176H168ZM172 177H173V176H172ZM176 177H177V176H176ZM186 177H188V176H186ZM186 177H184V178H186ZM193 177H195V176H193ZM193 177H192V178H193ZM212 177H213V175H212ZM215 177L211 178V180H213V179H214V180L218 179V177H216V178H215ZM232 177H233V178H232ZM81 178H82V177H81ZM84 178H85V177H84ZM95 178H96V176H95ZM104 178H105V177H104ZM110 178H111V177H110ZM121 178H122V175H121ZM121 178H120V179H121ZM124 178H126V179L128 180V178H127L126 176H125ZM158 178H159V176H158ZM195 178H196V177H195ZM220 178H221V179H220L221 181L219 182V180H216L217 183H218V182H219V183H218L217 186H215V188L217 189V192H218V193L214 195V193H213L214 190L211 189V193H210V194L213 193V195H212V197L210 196V194H209V196H208V197H209V200H210V198H211V200H210L211 203L207 200L208 197L205 198V199H206L205 201H207L208 203H207V202H205V203H207V205L209 204L208 206H210L211 204H213V202H212V200L214 199L213 196H215V198H217V197H218L217 195H219L218 200H220V201H218V200L216 199V200H217V203L219 202V204L216 203V205H219V206L221 207V213L224 211V209L227 210V211H229V209H231L230 211H232L233 208H235L234 211H233V213H232V214H234V217H233V215H232L231 213H230L229 215H232V217H230V216H229V217L226 216V215H228V214L223 215V213H227L226 211H224V212L222 213V215H223L225 218H227V217H228V218H232L231 220L228 219V218H227V219H224L223 217H221V215H220V216L218 215V216H219V217H218L217 214H216V213H217V211H216V212H213V213H215L216 216H217L216 219H215V217H214L215 214L212 213V214L214 215L212 219L215 220V221H213L212 219H211V220H212L213 222L218 223L216 220H217V218L220 219V217H221V218L224 219V220L222 219L223 221H225V220H228V221H229V220H230L229 222H232V223H230V224H235L237 221H235V223H233L234 221H232V220L235 218V215L237 214V213H235V211H237V212L239 211V213H240V212H242V213L244 212V213H246L247 215H248L249 212H250L249 210L246 209V208H248V205H247V207H245L247 201L244 203V201L247 199V197H246L245 199H243L244 197H242V196L240 195V196L242 197V200H244V201L242 202L240 196H239V198H238V196H235V198L237 197L238 202H239V203H237V205L240 204V202L243 204V205L240 204V205H238V206H235L234 203H236L237 201H234L233 199H231L234 203H233L232 201H231L232 203H231V202H228V201H230V200L227 201V200H226L227 198H225L226 196L224 197V195H226L228 191L231 192L232 189L235 190V192H236V193H234V192L232 191L234 195H237V194H238V190H239V192H241L242 190H247V189H244V188H243V189L241 190V187H240V188L236 191V189L238 188L237 184H235L234 182H233V183H234L235 185H234V184H231L230 181H229L228 179H224V180H226V181H222V180H223L222 177H220ZM43 179H44V178H43ZM71 179H72V178H71ZM76 179H77V178H76ZM85 179H86V178H85ZM88 179H90V178L88 177ZM88 179H87V181H88ZM92 179H93V178H92ZM102 179H103V178H102ZM108 179H109V178H108ZM113 179H114V178H113ZM113 179H112V180H113ZM159 179H161V178H159ZM163 179H165V182H167V184H168V183L171 184V182L174 183V182H176V181H179V180H177V178H175V177H174V181H172V180H173V178H172V180H171L170 182L168 181L169 179H168L167 177H166V178H163ZM163 179H162V181H163ZM166 179H168V180L166 181ZM170 179H171V177H170ZM178 179H179V177H178ZM180 179H181V178H180ZM187 179L189 180V178H187ZM206 179H207V178H206ZM206 179H205V180H206ZM208 179H210V177H209ZM208 179H207L208 182L206 181V183H210ZM237 179H238V178H237ZM81 180L84 181L83 178H82ZM97 180H98V179H97ZM97 180H95V182H96ZM103 180H104V179H103ZM110 180H111V179H110ZM129 180H130V179H129ZM131 180H132V178H131ZM134 180H135V178H133V181H134ZM136 180H138V179H136ZM140 180H141V178H140ZM140 180H138V181H140ZM185 180H186V179H184L183 181H185ZM197 180H198V179H197ZM205 180H203V181L205 182ZM214 180H213V181H214ZM227 180H228L229 182H228ZM87 181H86V182H87ZM90 181H91V180H90ZM92 181H94V180H92ZM100 181H102V180H100ZM100 181H97V182H100ZM115 181H116V179H115ZM115 181H114V182H115ZM124 181H125V179H122V180H121V182H124ZM138 181H136V182H138ZM144 181L142 182V185L144 184L143 186H145V184H146V182L144 183ZM156 181H157V180H156ZM159 181H160V180H158V182H159ZM180 181H181V180H180ZM200 181H201V180H200ZM203 181H201L200 184H202ZM242 181H243V180H242ZM97 182H96V183H97ZM103 182H104V181H103ZM105 182H106V180H105ZM126 182L128 183V181H126ZM130 182L132 183V181H129V184H130ZM154 182H155V181H154ZM163 182H164V181H163ZM163 182H162V183H163ZM187 182H188V183H194V184H195V183H197L198 181L196 182L195 179H192L191 181L189 180V181H187ZM211 182H212V181H211ZM214 182H215V181H214ZM235 182L237 183V181H235ZM240 182H241V181H240ZM240 182H238L239 186H240ZM92 183H93V182H92ZM106 183H107V182H106ZM106 183H105V184H106ZM118 183H119V181H118ZM173 183H172V184H173ZM176 183L178 184L179 182H176ZM181 183H182L183 185H182ZM206 183H204V186H205V187H206V185H207ZM215 183H216V182H215ZM217 183H216V184H217ZM241 183H242V182H241ZM244 183H245V182H244ZM77 184H78V183H77ZM93 184H94L93 186H96L95 183H93ZM99 184H100V183H99ZM99 184H98V185H99ZM103 184H104V183H103ZM105 184H104V185H105ZM108 184H109V183H108ZM108 184H107V185H108ZM124 184H125V183H124ZM124 184H123V185H124ZM129 184H127V185H129ZM136 184H137V183H136ZM139 184H140V186H141V182H140ZM156 184H157V183H155L154 186H155ZM179 184H181L183 187H185V186H186V187H187V186H188V187L191 186L190 184L187 185V183H186V185L184 186L185 182H184V183H183V182H180ZM194 184H192V187H194V186H193ZM197 184H198V183H197ZM197 184H195V185H197ZM200 184H199V185H200ZM213 184H214V183H213ZM86 185H87V184H86ZM101 185H102V184H101ZM117 185H119V184H117ZM123 185H122V186H123ZM130 185L133 186V184H130ZM146 185H147V184H146ZM152 185H153V184H152ZM161 185H163V184H161ZM165 185H166V184H164V186H165ZM174 185H176V184L174 183V184L172 185V187H174ZM210 185H211V184H210ZM89 186H90V184H89ZM109 186H110V185H109ZM111 186H112V185H111ZM115 186H116V184H115ZM122 186H121V187H122ZM124 186H125V185H124ZM149 186H148V187H149ZM164 186H163V187H164ZM207 186H208V185H207ZM241 186H242V184H241ZM113 187H114V186H113ZM121 187H120V188H121ZM127 187H128V186H127ZM130 187H131V186H130ZM130 187H129V188H130ZM133 187H134V186H133ZM151 187H152L151 189H154L153 186H151ZM158 187H159V186H158ZM160 187H162V186H160ZM166 187H167V186H166ZM178 187L180 188V186H177V188H178ZM188 187H187V188H188ZM205 187H204V188H205ZM208 187H210V186H208ZM212 187H214V185H212ZM235 187H236V189H235ZM99 188H100V187H99ZM105 188H106V187H105ZM116 188H117V187H116ZM122 188H123V187H122ZM129 188H128V189L125 188V189H127L128 192H129ZM135 188H136V187H135ZM139 188H140V187H139ZM142 188H143V187H142ZM170 188H171V186H170ZM179 188H178V189H179ZM187 188H185L186 191H185V189H184L183 191L187 192V190H189L190 187H189L188 189H187ZM196 188H197V186L195 187L194 190H196ZM200 188H202V187H200ZM215 188H214V189H215ZM250 188H251V187H250ZM86 189H87V188H86ZM89 189H90V187H89ZM92 189H94V188H92ZM103 189H104V187H103ZM114 189H115V188H114ZM133 189H134V188H133ZM145 189H146V190H145V192H146V191L148 190L146 186H145ZM161 189H162V188H161ZM175 189H176V188H175ZM190 189H191V188H190ZM198 189H199V188H198ZM205 189L208 190L207 192L209 193L210 188L207 189V187H206ZM205 189H203V190H205ZM261 189H262V188H261ZM94 190H95V189H94ZM97 190H99V189L97 188ZM109 190H110V189H109ZM112 190H113V189H112ZM122 190H123V189H122ZM130 190H131V189H130ZM136 190L140 191L139 189H136ZM136 190H132V191H135V192H136ZM149 190H150V188H149ZM155 190H157V191H155ZM158 190H160V189H159V188L157 189V186H156V188L154 189V192H155V193H156V192L158 193ZM166 190H167V188H166ZM169 190H170V189H169ZM169 190H168V191H169ZM203 190H202V191H203ZM92 191H93V190H92ZM102 191H103V190H102ZM106 191H107V190H106ZM114 191H115V190H114ZM123 191H124V190H123ZM171 191H172V190H171ZM174 191H175V190H174ZM88 192H89V190H88ZM88 192H87V193H88ZM120 192L122 193V191H120ZM135 192H134V193H135ZM150 192H153V191H150ZM160 192H161V191H160ZM160 192H159V193H160ZM169 192H170V191H169ZM178 192H179V191H178ZM190 192H193V193H192V196H193V194L195 195V193H196L197 191L194 193V191H192V189H191ZM207 192H206V193H207ZM215 192H216V191H215ZM232 192H231V193H232ZM244 192H245V191H244ZM244 192H243V196H245ZM260 192H261V191H260ZM91 193H93V192H91ZM95 193H96V192H95ZM99 193H100V192H99ZM101 193H102V192H101ZM111 193H112V192H111ZM114 193H115V192H114ZM116 193H117V192H116ZM125 193H126V192H125ZM125 193H124V195H125ZM137 193H138V192H137ZM140 193L142 194L143 192L141 191ZM146 193H147V192H146ZM159 193H158V194H159ZM175 193H177V192H175ZM187 193H188V192H187ZM187 193H186V194H187ZM199 193H200V190H199ZM202 193H203V192H202ZM245 193H246V192H245ZM248 193H249V191H248ZM248 193H247V195H249ZM250 193H252V192H250ZM76 194H77V193H76ZM89 194H90V193H89ZM102 194H103V193H102ZM106 194H107V193H106ZM118 194H119V193H118ZM127 194H128V193H127ZM130 194H131V193H130ZM153 194H154V193H153ZM170 194H171V192H170ZM177 194H179V193H177ZM180 194H182V193H180ZM183 194H184V193H183ZM186 194H185V195H186ZM200 194H201V193H200ZM229 194H230V193H229ZM229 194H227V195L230 196L231 194H230V195H229ZM241 194H242V192H241ZM120 195H121V194H120ZM120 195H119V196H120ZM159 195H160V194H159ZM163 195H165L164 192H163ZM173 195H174V194H173ZM175 195H176V194H175ZM197 195H198V194L196 193V196H197ZM201 195H203V194H201ZM201 195H200V196H201ZM250 195H251V194H250ZM99 196H101V195L99 194ZM99 196H98V197H99ZM113 196H114V194H113ZM131 196H132V195H131ZM180 196H181V195H180ZM183 196H184V195H183ZM183 196H182V197H183ZM186 196H187V195H186ZM206 196H207V195H206ZM206 196H205V197H206ZM252 196H253V194H252ZM52 197H53V196H52ZM105 197H106V196H105ZM105 197H104V198H105ZM108 197H109V195H108ZM116 197H117V196H116ZM139 197H140V196H139ZM141 197H143V196H141ZM141 197H140V198H141ZM144 197H145V195H144ZM151 197H152V196H151ZM158 197H159V196H158ZM165 197H166V196H165ZM165 197L163 196V198H165ZM170 197H172V198H170ZM189 197H190V195H189ZM194 197H195V196H194ZM249 197L251 198V202H250V198H249ZM249 197H248L249 202H250V203H253V201H252V197H251V196H249ZM253 197H254V196H253ZM257 197H258V196H257ZM94 198H97V197H94ZM104 198H100L101 203H104V201L102 202V200H101V199H104ZM135 198H136V197H135ZM140 198H139V200H140ZM145 198H146V197H145ZM149 198H150V197H149ZM163 198L161 197L160 199L163 200ZM175 198H176V197H175ZM175 198H174V200H175ZM180 198H181V197H180ZM185 198H187V197H185ZM190 198H191V197H190ZM212 198H213V199H212ZM231 198H233V197H231ZM235 198H234V199H235ZM111 199H114V198H111ZM131 199H132V198H131ZM136 199H137V198H136ZM146 199H147V198H146ZM154 199H155V198H154ZM158 199H159V198H158ZM170 199L173 200V196L170 195V196H169V200H170ZM195 199H196V198H195ZM195 199H194V201H197V200H195ZM200 199L202 200V198H200ZM200 199H199V202H200ZM239 199H240L241 201H240ZM248 199H247V200H248ZM254 199H255V198H254ZM254 199H253V200H254ZM259 199H260V198H259ZM259 199H258V200H259ZM68 200H69V199H68ZM98 200H99V199H98ZM107 200H108V199H107ZM132 200H133V199H132ZM139 200H138V201H139ZM150 200H151V202H152V199H150ZM176 200H177V198H176ZM178 200H180V199H178ZM185 200H186V199H185ZM256 200H257V198H256ZM260 200H261V199H260ZM66 201H67V200H66ZM78 201H79V200H78ZM95 201H96V200H95ZM109 201H110V200H108V202H109ZM117 201H118V199H117ZM143 201H144V198H143ZM145 201H147V200H145ZM154 201H155V200H154ZM154 201H153V203H152V206H153V204H154ZM166 201H167V200H165V203H166ZM192 201H193V200H192ZM202 201H203V200H202ZM202 201H201V203H202ZM263 201H264V200H263ZM263 201H262V203H263ZM87 202H88V201H87ZM96 202H99V201H96ZM149 202H150V201L148 200V203H149ZM151 202L149 203L150 205H151ZM161 202H163V201H161ZM167 202H168V201H167ZM170 202H171V201H170ZM175 202H176V201H175ZM188 202H191V201L188 200L187 203H188ZM203 202H204V201H203ZM254 202L257 203L258 201H254ZM260 202H261V201H260ZM260 202H258V203H260ZM101 203H100V204H101ZM115 203H116V202H115ZM125 203H126V202H125ZM136 203H137V202H136ZM139 203H140V202H139ZM171 203H172V202H171ZM173 203H174V201H173ZM177 203H179V202H177ZM177 203H175L174 205L176 206ZM180 203H181V205H183L181 201H180ZM184 203H186V202H184ZM187 203H186V204H187ZM197 203H198V202H197ZM250 203H248V204H249V208H250ZM256 203H255V204H256ZM57 204H58V203H57ZM59 204H60V203H59ZM85 204H86V203H85ZM88 204H89V203H88ZM97 204H98V203H97ZM100 204H98V205L100 206ZM105 204H107L106 201H105ZM113 204H114V203H113ZM113 204H112V205H113ZM118 204H119V203H118ZM132 204H133V203H132ZM155 204H158V202L155 203ZM161 204H163V203H161ZM161 204H159V205H161ZM189 204H190V206H187V207H190V208H192L193 205H194V204H191V203H189ZM214 204H215V201H214ZM232 204H233V205H232ZM253 204H254V203H253ZM76 205H77V204H76ZM89 205H90V204H89ZM101 205H103V204H101ZM110 205H111V204H110ZM116 205H117V204H116ZM169 205H170V204H169ZM187 205H188V204H187ZM191 205H192V207H191ZM195 205H196V204H195ZM216 205H215V206H216ZM244 205H245V206H244ZM251 205H252V204H251ZM258 205H259V204H258ZM258 205H255V206L258 207ZM260 205H262V204H260ZM142 206H143V205H142ZM145 206H146V205H145ZM147 206H148V205H147ZM166 206H167V205H166ZM171 206H172V205H171ZM197 206H199V205H197ZM197 206H196V207H197ZM215 206L211 205V207H214L213 209H217ZM252 206H254V205H252ZM252 206H251V207H252ZM255 206H254V207H255ZM89 207H90V206H89ZM97 207H98V206H97ZM101 207H102V206H101ZM182 207H183V206H182ZM200 207H201V208H200ZM200 207H199V208H200L199 210H201V211L203 210V211H204V209H202V207H204V206L202 205V206H200ZM205 207H206V206H205ZM220 207H218V208H220ZM254 207H252V211H253ZM262 207H263V206H262ZM262 207H259L258 209L256 208L253 212H255V213L257 214V212L260 211V214H261V210H260V209H261ZM91 208H92V207H91ZM91 208H90V209H91ZM105 208H106V207H105ZM108 208H109V207H108ZM110 208H111V207H110ZM110 208H109V209H110ZM144 208H145V207H144ZM144 208H143V209H144ZM156 208H157V207H156ZM164 208H165V207H164ZM174 208H175V207H174ZM190 208H188L186 211L189 212L188 210H190ZM207 208H208V207H207ZM263 208H264V207H263ZM263 208H262V210H263ZM34 209H35V208H34ZM43 209H44V208H41V211L38 212V215L36 216V219H35V220H36V223L38 224V226H39V227H40V226L42 227V228H40V230L42 229V230L45 231V233H46V232L49 233V232L54 228L53 226H54V224L56 223L57 220H58L57 223L60 224V222H59V219H60V218L56 217L55 215L52 216L51 214H48V212L44 211ZM87 209H88V208H87ZM96 209H97V208H96ZM100 209H101V208H100ZM102 209H104V208H102ZM112 209H113V208H112ZM112 209H111V210H112ZM135 209H136V208H135ZM170 209H171V208H169V210H170ZM176 209H177V207H176ZM185 209H186V208H185ZM193 209H194V212H193V211H192V212L195 213V209H198V208H193ZM209 209H211V208H208L207 210L204 211V212L207 211L206 214H205V213H202V215L205 214L204 216H205L206 218L211 214L210 211L213 210V209H211V210H209ZM245 209H246L247 211H246ZM32 210H33V209H32ZM80 210H81V209H80ZM88 210H89V209H88ZM97 210H98V209H97ZM125 210H126V209H125ZM140 210H141V209H140ZM150 210H151V209H150ZM154 210H155V209H154ZM158 210H159V209H158ZM182 210H183V209H182ZM199 210H198V211H199ZM217 210H218V209H217ZM219 210H220V209H219ZM222 210H223V211H222ZM69 211H70V210H69ZM71 211H72V210H71ZM91 211H92V210H91ZM93 211H94V210H93ZM99 211H101V210H99ZM155 211H156V210H155ZM163 211H164V210H162V213H163V215H164L165 212H163ZM186 211H184V212H185L184 215L186 214ZM190 211H191V210H190ZM203 211H202V212H203ZM214 211H215V210H214ZM245 211H246V212H245ZM252 211H251V213H252ZM256 211H257V212H256ZM51 212H52V211H51ZM53 212H54V211H53ZM87 212H88V211H87ZM105 212H106V211L104 210V213H105ZM129 212H130V210H129ZM133 212H134V211H133ZM171 212H172V209H171ZM171 212H170V213H171ZM174 212H175V211H174ZM174 212H173V213H174ZM180 212H181V211H180ZM180 212H179V210H178L176 213L181 214ZM192 212L189 213L190 216H191L190 218L192 219V222H191V223L194 222V225H193V224H192V225H193L195 228H201L202 226H200V225H201L202 221H199V222H200V223H199L198 221H196L195 219H193V218H195L194 215H197V216H198V213H199V212H198V213H195V214H193ZM196 212H197V211H196ZM211 212H212V211H211ZM219 212H220V211H219ZM247 212H248V213H247ZM101 213H102V212H101ZM113 213H114V212H113ZM131 213H132V211H131ZM136 213H137V212H136ZM136 213H135V214H136ZM153 213H154V212H153ZM170 213L167 212V213H166V216L168 215V216L170 217V216H171V215H169ZM173 213H171V214L173 215ZM182 213H183V212H182ZM239 213H238V214H239ZM244 213H243V217L245 218L246 215L244 216ZM255 213H254V214H255ZM263 213H264V212H263ZM76 214H77V213H76ZM82 214H83V213H82ZM105 214H106V213H105ZM137 214H138V213H137ZM137 214H136V215H137ZM143 214H144V213H143ZM178 214H177V217L174 215V218L176 217L175 219H178V218H182V217H184V216H181V215H180L181 217H180V216L178 217ZM187 214H188V213H187ZM199 214H200V213H199ZM207 214H208V216H206ZM238 214L236 215V217H237V216L242 217V216H240L241 213H240V215H238ZM252 214H253V213H252ZM252 214H251V215H252ZM254 214H253V215H254ZM256 214H255V215H256ZM78 215H79V214H78ZM80 215H81V214H80ZM108 215H109V214H108ZM136 215H135V216H136ZM140 215H141V212H140ZM140 215H138V218H143L142 215H141V216H140ZM145 215H146V214H145ZM145 215H144V216H145ZM149 215H150V214H149ZM152 215H153V214H152ZM155 215H156V214H154V216H155ZM158 215H159V214H158ZM163 215H162V214L160 215V218H159L160 220H161V217H162ZM255 215H254L253 217H256ZM54 216H55V217H54ZM57 216H58V215H57ZM110 216H111V215H110ZM121 216H122V215H121ZM139 216H140V217H139ZM166 216H165V217L163 216V217L166 218ZM188 216H189V215H188ZM188 216H185V219H186V217H188ZM204 216H203V217H204ZM210 216L212 217V215H210ZM210 216H209V217H210ZM248 216H249V215H248ZM257 216H258V217L255 218L254 221H255V220L257 221V220L260 219L262 222H264V221L262 220V219H264V218H262V219L259 218V216H260L259 214H258ZM34 217H35V216H34ZM34 217H33V218H34ZM133 217H134V216L131 215V219H132ZM163 217H162V219H163ZM169 217H168V218H169ZM201 217H202V216L199 215L198 217H196V219L199 218V220H200ZM209 217L207 218V220H208V219L210 220ZM246 217H247V216H246ZM250 217H251V216H250ZM260 217H263V215L260 216ZM26 218H27V217H26ZM125 218H126V217H125ZM127 218H128V217H127ZM127 218H126V219H127ZM152 218H153V217H152ZM170 218L172 219L173 216L170 217ZM170 218H169V219H170ZM251 218H252V217H251ZM251 218H250V220H252V222H253V218H252V219H251ZM258 218H259V219H258ZM31 219H32V218H31ZM121 219H122V218H121ZM126 219H125V220H126ZM133 219H134V218H133ZM143 219H144V218H143ZM143 219H140V220H143ZM155 219H156V218H155ZM155 219H154V220H155ZM159 219H158V220H159ZM169 219H168V220H169ZM204 219H205V218H204ZM204 219L201 218V220H204ZM239 219H241V218H239ZM246 219H247V218H246ZM25 220H26V219H25ZM28 220H29V219H28ZM96 220H98V219H96ZM119 220H120V219H119ZM125 220H124V221H125ZM129 220H130V219H128V222H129ZM134 220L136 221V218H135ZM138 220H139V219H138ZM140 220H139V223L141 222ZM149 220H150V219H149ZM149 220H146V223H147V226L149 225V227L151 228V227H152V226H150L151 224H148V222H147V221H149ZM156 220H157V219H156ZM164 220L166 221V219H164ZM172 220H173V219H172ZM172 220H171V221H172ZM178 220H179V219H178ZM178 220H177V222H176L177 224H178V222H179ZM188 220H190V219H188ZM194 220H195V221H194ZM207 220L205 219L206 222L203 221L204 223H202V225L205 226L206 228H208V230H210V232H207L208 230L206 231L207 233H206V232H202V231L199 230V229H197V231H196L194 227H193V228H194L195 231H193L192 228H190V227L192 226V225L190 224L191 226L189 227V229H191L194 233H192L191 231L188 230L189 232H191V234L185 232L186 235L180 237L181 235L184 234V232H183V233L180 232L181 235H180V236L177 235V236H179L180 240H182V241H180V242L178 241L177 238H175L173 235H172V236H173L175 239H177V242H176V243H178L177 245H179V243H181V242H185V243L187 242V244H188L189 246H190L191 244H193V245L195 246V244H198V243H200V242H202V245H203V243L205 244V242L207 241V242H208V243H207L208 245H207V244H205V245H207V246H204V245H203L204 248H205V247L207 248V247L210 245V243H211V244H212L211 247H213V248H210V247H209V248H210V249H213V251L209 250V252L211 251V253H209V254L206 253V255L208 254V258L206 257L207 260H205V261L208 262L209 256H210V254H211V255H212V259H210L209 262L212 263L211 260H213V257H217V258L219 257V258L222 260V257H223V256H224V257L227 256V255H226L227 253H228V256H229V254H233V252L236 251V250L233 249L234 251H232V252L230 253L231 248H232V247H231V244H232V243L228 246V247H229V251H228V250H227L228 247H226L227 244L225 245V242L227 241V238L231 240V238H235V239H237V238L241 237V233L243 232V231H242L243 228H242V230H240L241 228L239 229L238 232H239V233L241 232V233H240V236H238V234H237L238 232L234 231V230H235L234 228H233L234 230H233V229L230 230V228H229L230 232H228V231H227V227H226V225H225L226 230H223V229H225V228H221V227H219L222 223H223V225H224V222H222V223H220V225H219L218 227L220 228V230H222V231H227V232H226V233H221V234H220V230H219V228H218V227L216 228V226H217L216 223H215V225H216L215 228H216V229L213 230V229H214V228H212V226L214 225L213 222L211 221L212 224H209L210 221L207 222ZM220 220H221V219H220ZM222 220H221V221H222ZM236 220H237V219H236ZM241 220H242V219H241ZM243 220H245V219H243ZM248 220H249V219H247V221H248ZM260 220H259V221H260ZM152 221H153V220H152ZM162 221H163V220H162ZM162 221L160 222V224L163 223ZM165 221H164V222H165ZM182 221H183V220H182ZM247 221H246V222H247ZM261 221L258 222V223H261ZM61 222H63V220H62ZM81 222H82V221H81ZM126 222H127V220H126ZM130 222H131V221H130ZM132 222H134V221H132ZM142 222H143V224H144V221H142ZM142 222H141V223H142ZM154 222H156V221H154ZM157 222H158V221H157ZM173 222H175V221L173 220ZM173 222H172V223H173ZM185 222H186V220H185ZM239 222H240V220H239L236 224H238ZM242 222H243V221H242ZM246 222H245V223H246ZM250 222H251V221H249L248 224H249ZM57 223H56L55 227H56L57 225H59V224H57ZM83 223H84V222H83ZM107 223H108V222H107ZM141 223H140V228H141ZM151 223H152V222H151ZM166 223H168V222H166ZM166 223H164V224H166ZM176 223H174L175 225L173 224L174 227H175V226L177 227ZM188 223H189V221L186 222V225H187ZM225 223H227V222H225ZM11 224H12V223H11ZM85 224H86V223H85ZM131 224H132V223H131ZM143 224H142V226H143ZM152 224H153V223H152ZM155 224H156V223H155ZM160 224L158 223V225H160ZM180 224H181V223H180ZM180 224H179V225H180ZM228 224H229V223H228ZM228 224H227V226H228ZM236 224H235V225H236ZM243 224H244V222L242 223V225H243ZM248 224H247V225H248ZM253 224L255 225V223H253ZM253 224H252V225H253ZM262 224L264 225V223H262ZM262 224L259 225V226H257V227H258V228L261 227ZM61 225H62V223H61ZM97 225H98V224H97ZM129 225H130V224H129ZM138 225H139V224H138ZM138 225H137V226H138ZM153 225H154V224H153ZM158 225H157V226H158ZM161 225L163 226V224H161ZM169 225H171V224H169ZM169 225H164L163 227L167 228V226H169ZM173 225H172V226H173ZM183 225H184V224H183ZM186 225H185L184 227H187ZM211 225H212V226H211ZM235 225H233V227H234ZM240 225H241V223H240ZM244 225H245V224H244ZM254 225L251 226V227H252V228L255 227ZM256 225H258V224H256ZM34 226H35V225H34ZM90 226H91V225H90ZM144 226H145V228H149V227L146 226V224H145ZM144 226H143V227H144ZM154 226H155V225H154ZM172 226H171V228H172ZM198 226H200V227H198ZM249 226H250V225H248L247 227H249ZM22 227H23V226H22ZM30 227H31V226H30ZM131 227H132V226H131ZM134 227H135V226H134ZM134 227H133V228H134ZM174 227H173V228H174ZM176 227H175V228H176ZM178 227H179V226H178ZM178 227H177L176 229H174V230H178V232H179V231H180V230H179L180 228H178ZM182 227H183V226H182ZM213 227H214V226H213ZM222 227H223V226H222ZM235 227L237 228V226H235ZM238 227H240L239 224H238ZM242 227H243V226H242ZM244 227H245V226H244ZM247 227H246V228H247ZM251 227H249V228L252 229ZM257 227H255V230H254L255 232H256V228H257ZM36 228H37V226H36ZM57 228H58V227H57ZM135 228H137V227H135ZM135 228H134V229H135ZM157 228H158V227H157ZM211 228H212V229H211ZM231 228H232V227H231ZM246 228H245V230H246ZM261 228H262V230H261V232H259L260 236H258V237H260V238H261V236H262L263 233H264V232H263V226H262ZM21 229H22V228H20V230H21ZM27 229H28V228H27ZM31 229H32V228H31ZM33 229H34V228H33ZM123 229H124V228H123ZM131 229H132V228H130V231H131ZM134 229H132V230H133L132 232H134ZM143 229H144V228H143ZM143 229H142V233L145 232L144 230H146V229H144V230H143ZM154 229H156V228H154ZM158 229H159V228H158ZM158 229H157V230H158ZM168 229H169V228H168ZM187 229H188V228H187ZM202 229H203V228H202ZM18 230H19V228H18ZM18 230H17V231H18ZM136 230H137V229H136ZM136 230H135V231H136ZM157 230H155V231L158 232ZM162 230H164V229L162 228ZM181 230H183V228H182ZM185 230H186V229H184V231H185ZM204 230H206V229H204ZM204 230H203V231H204ZM237 230H238V228H237ZM247 230H248V229H247ZM13 231H14V230H13ZM23 231H24V230H23ZM119 231H120V230H119ZM138 231H139V230H138ZM148 231H149V230H148ZM164 231H165V230H164ZM186 231H187V230H186ZM198 231H199V232H202L203 235H201L200 233H197ZM222 231H221V232H222ZM251 231L253 232V230H251ZM259 231H260V228H259ZM14 232H15V231H14ZM136 232H137V231H136ZM140 232H141V230H140ZM140 232H139V233H140ZM153 232H154V231H153ZM156 232H155V233H156ZM165 232H168V231H165ZM165 232H163V233L166 234ZM171 232H172V231H171ZM247 232H249V230H248ZM247 232H246V233H247ZM262 232H263V233H262ZM12 233H13V232H12ZM15 233H16V232H15ZM21 233H22V232H20V235L24 236L25 233H24V234H23V233L21 234ZM43 233H44V232H43ZM79 233H80V232H79ZM127 233H128V232H127ZM147 233H148V232H147ZM149 233H151V231H150ZM155 233H154V234H155ZM161 233H162V232H161ZM174 233H175V232H174ZM204 233H205V234H204ZM229 233H230V235H229ZM246 233H245V231H244V234H242V235H248V234L250 235V233H248V234H246ZM261 233H262V234H261ZM17 234H18V233H17ZM54 234H55V233H54ZM130 234H131V233H130ZM132 234H133V233H132ZM135 234H137V233H135ZM135 234H133V235H135ZM159 234H160V232H159ZM164 234H162V235H164ZM168 234H169V233H168ZM168 234H167V235H168ZM175 234H176V233H175ZM178 234H179V233H178ZM187 234H188V235H187ZM256 234H257V233H254V232H253V233H251V237H249V236H248V237L251 238V239L255 238L254 240H256V238H257V237H256ZM13 235H14V234H13ZM18 235H19V234H18ZM18 235H17V236H18ZM34 235H35V234H34ZM38 235H39V234H38ZM86 235H87V234H86ZM106 235H107V234H106ZM143 235H144V233H143ZM145 235H147V234H145ZM145 235H144V236H145ZM148 235H150V234H148ZM152 235H153V234H152ZM162 235H161L160 237H162ZM228 235H229V236H232V237L229 238ZM233 235H234V236H233ZM236 235H237L238 237H237ZM15 236H16V235H15ZM90 236H91V235H90ZM137 236H138V234H137ZM137 236H136V237H137ZM153 236H154V235H153ZM156 236H157V235H156ZM172 236H171V237H172ZM12 237H13V236H12ZM125 237H126V236H125ZM128 237H129V235H128ZM145 237H148V236H145ZM158 237H159V236H158ZM169 237H170V236H169ZM169 237H167V238H169ZM171 237H170V238H171ZM173 237H172L171 239H172L173 241H176V240H174ZM243 237H244V236H243ZM248 237H247V238H248ZM252 237H253V238H252ZM262 237H263V236H262ZM150 238H151V237H150ZM162 238H163V237H162ZM165 238H166V237H165ZM249 238H248V239H249ZM14 239H15V238H14ZM18 239H20V238L18 237ZM26 239H27V238H26ZM144 239H146V238H143V240H144ZM151 239H152V238H151ZM151 239H150V240H151ZM171 239H169V245L166 244V242H167V239H166V241L164 240L165 243H162L163 241H161V242H159V243L156 242V243H157V244L155 245L156 248L154 247V249H153L152 247H150L151 249H153V252H154L155 249H156L157 252H156V251L154 252L155 255H156V253H157L158 255L160 254L159 256L161 257V260L163 259L162 263H163L164 261H166V258H167V257L169 258V255L172 253V252L169 253V251H175V253H176L177 251H181V250H183V249H181V250H179V249H174V250H173L172 248L174 247V245H175L176 243L173 242V243H175V244H174L173 246L170 245V243L173 244L172 241H171ZM240 239H243V238H239V242H241ZM248 239H247V240H248ZM257 239H258V238H257ZM263 239H264V237H263ZM128 240H130V239H128ZM233 240H234V239H233ZM237 240H238V239H237ZM244 240H245V242H246L245 237H244ZM244 240H243V241H244ZM249 240H250V239H249ZM254 240H253V241H254ZM15 241H16V240H15ZM83 241H84V240H83ZM148 241H149V240H148ZM188 241H189V242H188ZM193 241H194V242H193ZM235 241H236V240H235ZM253 241H252V242H253ZM257 241H258V240H257ZM259 241H261V242H260L261 244H260L259 242H257L256 244H260V245H258L257 248H256L255 246H254V247H255V250L257 249L256 252L258 251V254L260 253V255H261V253H263V254H262L263 257H261V258L257 257V256H256L257 254H256L255 251L253 250L254 253H255V254H254L255 257H257L258 260H256L255 257H254V258H255L254 260H253V258H252L253 261L251 260V258H250V259L247 258L248 262H246V261H247V260H246V261H245L246 264H247V263L250 264V263H249V260L252 261V262L250 261L252 264H264V242H263L264 240L262 241V239H261V240L259 239ZM28 242H29V241H28ZM32 242H33V241H32ZM123 242H124V241H123ZM130 242H131V241H130ZM152 242H153V240H152ZM191 242H193V243H191ZM213 242H214V244H213ZM228 242H229V241H228ZM230 242H231V241H230ZM232 242H233V246H234V247L236 246L235 249H237V245H234V241H232ZM239 242H237V243H238V246L240 245ZM262 242H263V244H262ZM65 243H66V242H65ZM133 243H134V242H133ZM135 243H136V242H135ZM137 243H138V242H137ZM141 243H143V242H141ZM144 243H145V242H144ZM167 243H168V242H167ZM189 243H191V244H189ZM241 243H243V245H245V244H249L248 241H247V243H244V242H241ZM250 243H251V240H250ZM7 244H8V243H7ZM21 244H22V243H21ZM129 244H130V243H129ZM129 244H128V245H129ZM146 244H148L147 241H146ZM151 244H152V243H151ZM154 244H155V243H154ZM181 244H182V243H181ZM181 244L179 245V247H182V248H184L185 245H186V244H184V247H183V245L181 246ZM121 245H122V244H121ZM125 245H126V244H125ZM130 245H131V244H130ZM140 245H141V244H140ZM152 245H153V244H152ZM188 245H187V246H188ZM249 245H250V244H249ZM252 245H255V242H254V244H252ZM252 245H251V246H252ZM61 246H62V245H61ZM90 246H91V245H90ZM109 246H110V245H109ZM118 246H119V245H118ZM132 246H133V244H132ZM136 246H137V245H136ZM146 246H148V245H146ZM146 246H144V247H146ZM149 246H150V245H149ZM153 246H154V245H153ZM169 246H171L172 248H169ZM187 246H186V247H187ZM194 246H193V247L191 246V248H192V249L195 248L194 250H196L197 247H196V246L194 247ZM197 246H198V245H197ZM199 246H201V244H200ZM199 246H198V247H199ZM223 246H224V247H223ZM240 246H242V245H240ZM251 246H250V247H251ZM256 246H257V245H256ZM119 247H120V246H119ZM127 247H129V246H127ZM141 247H142V246H141ZM175 247H176V246H175ZM177 247H178V246H177ZM177 247H176V248H177ZM201 247H202V246H201ZM225 247H226V248H225ZM234 247H233V248H234ZM243 247H244V246H243ZM250 247H249V248H250ZM8 248H10V247H8ZM13 248H14V247H13ZM111 248H113V247H111ZM137 248H140V247H137ZM148 248H149V247H148ZM209 248H208V249H209ZM245 248L247 249L248 246H247V247L245 246ZM245 248H243V249H242V248H241V249L238 248V249H240V250H244ZM252 248H253V247H252ZM116 249H118V248H116ZM116 249H114V252H116V251H115ZM119 249H120V248H119ZM144 249L146 250V248H142V250H144ZM169 249H171V250H169ZM188 249H189V247H188ZM224 249L226 250V252L224 251ZM8 250H9V249H8ZM8 250H7V251H8ZM11 250H12V248H11ZM108 250H109V249H108ZM108 250H107V251H108ZM140 250H141V249H140ZM142 250H141V252H142ZM145 250H144V251H145ZM148 250H149V249H148ZM176 250H177V251H176ZM190 250H191V249H190ZM190 250H189L188 252H190ZM194 250H193V251H194ZM199 250H203V249H202V248H199ZM199 250H196V253H194V255H193V253L190 254V257L193 256L194 258H196V257H197V251L200 253ZM204 250H207V249H204ZM5 251H6V250H5ZM109 251L112 252L113 250H112V251L109 250ZM117 251H118V250H117ZM123 251H124V250H123ZM123 251H122V252H123ZM129 251H130V250H129ZM183 251H184V250H183ZM183 251H182V253H183ZM191 251H192V250H191ZM193 251H192V252H193ZM238 251H239V250H238ZM244 251H245V250H244ZM247 251H248V250H247ZM250 251H251V250H250ZM88 252H89V251H88ZM88 252H87V253H88ZM98 252H99V251H98ZM114 252H113V254H114ZM118 252H120V251H118ZM124 252H125V251H124ZM138 252L141 253L140 251H138ZM145 252H146V251H145ZM145 252H143V255L145 254ZM147 252L149 253V256H150V252H151V251H150V252L147 251ZM147 252H146V253H147ZM153 252H151V254H153ZM188 252H187V249H186V252H184V253H186V256L183 257V258H185V260H186L187 254H189ZM194 252H195V251H194ZM202 252H203V251H202ZM202 252H201V253H202ZM204 252H205V251H204ZM251 252H252V251H251ZM101 253H102V252H101ZM139 253H138V254H139ZM148 253H147V255H148ZM177 253H178V252H177ZM182 253H181V256H182ZM184 253H183V254H184ZM224 253H225V255H224ZM247 253H249V252H247ZM252 253H253V252H252ZM252 253H251V254H248V255H249V256H250V255H253ZM29 254H30V253H29ZM59 254H60V253H59ZM97 254H98V253H97ZM109 254H110V253H109ZM115 254H117V253H115ZM119 254H120V253H119ZM123 254H124V253H123ZM136 254H137V253H136ZM10 255H11V254H10ZM53 255H54V254H53ZM104 255H105V253H104ZM107 255H108V254H107ZM111 255H112V253H111ZM131 255H132V254H131ZM155 255H151L152 257H150V258H153V260H154V257H153V256H155ZM174 255H175V254H174ZM177 255H178V254H177ZM177 255H175V256L177 257ZM206 255H205V256H206ZM221 255H223V256L221 257ZM260 255H259V256H260ZM46 256H47V255H46ZM116 256H117V255H116ZM116 256H115V257H116ZM149 256H146V255H145V257H147V259H148ZM159 256H157L158 259H160ZM170 256H171V258H172V257H173V253H172V255H170ZM183 256H184V255H183ZM195 256H196V257H195ZM198 256H201V254H198ZM202 256H203V255H202ZM202 256H201V257H202ZM51 257H52V256H51ZM95 257H96V256H95ZM108 257H109V256H108ZM111 257H112V256H111ZM113 257H114V256H113ZM119 257H120V256H119ZM121 257H122V256H121ZM138 257H139V256H138ZM188 257H189V256H188ZM193 257H192L191 259L189 258V261L192 260ZM224 257H223V258H224ZM230 257H232V256H230ZM250 257H251V256H250ZM44 258H45V257H44ZM87 258H88V257H87ZM89 258H90V256H89ZM92 258H94V257H92ZM104 258H105V257H104ZM155 258H156V257H155ZM177 258L179 259V257H177ZM177 258H175V259L177 260ZM180 258H181V257H180ZM183 258H182V259H183ZM199 258H200V257H199ZM226 258H227V257H225V259H226ZM232 258H233V257H232ZM232 258H230V259L232 260ZM239 258H240V257H239ZM239 258H238V259H239ZM47 259H48V258H47ZM50 259H51V258H50ZM52 259H53V258H52ZM55 259H56V258H55ZM55 259H53V260H54V263H55V261L57 260V259H56V260H55ZM69 259H70V258H69ZM111 259L113 260V258H111ZM118 259H119V258H118ZM120 259H121V258H120ZM156 259H157V258H156ZM196 259L198 260V258H196ZM200 259H201V258H200ZM203 259H204V258H203ZM214 259H215V258H214ZM220 259H218V260H220ZM245 259H246V258H245ZM38 260H39V259H38ZM102 260H103V259H102ZM115 260H116V258H115ZM115 260H114V261H115ZM132 260H133V259H132ZM169 260H171V259L169 258ZM183 260H184V259H183ZM194 260H195V259H194ZM226 260H227V259H226ZM228 260H229V257H228ZM234 260H235V258H234ZM243 260H244V258H243ZM243 260H242V261H243ZM49 261H50V260H49ZM70 261H71V260H70ZM73 261H74V260H73ZM87 261H88V260H87ZM97 261H98V260H97ZM105 261H106V260H105ZM109 261H110V260H109ZM122 261H123V260H122ZM148 261H149V260H148ZM148 261H147V262H148ZM154 261H155V260H154ZM154 261H153V262H154ZM156 261H157V260H156ZM167 261H168V260H167ZM167 261H166V264H169V263H167ZM173 261H175V260H174V257H173ZM173 261H172V262H173ZM179 261H180V260H179ZM189 261H188V262H189ZM195 261H196V260H195ZM195 261L192 260V263H193V264H198L199 262H201L200 260H199V262H198V261L195 262ZM214 261H215V260H213V263H214ZM216 261H217V259H216ZM229 261H230V260H229ZM51 262H52V261H51ZM94 262H96V261H94ZM116 262H117V260H116ZM147 262H146V264H148ZM151 262H152V261H151ZM151 262H150V263H151ZM168 262H169V261H168ZM177 262H178V261H177ZM182 262H183V261H182ZM184 262H185V261H184ZM221 262H222V261H220L219 263H218V262H215V263L220 264ZM230 262H231V261H230ZM232 262H233V261H232ZM48 263H50V262H47V264H48ZM52 263H53V262H52ZM54 263H53V264H54ZM56 263H57V261H56ZM71 263H72V262H71ZM82 263H83V262H82ZM107 263H108V262H107ZM110 263H111V262H110ZM112 263H113V262H112ZM159 263H160V262H159ZM159 263H158V264H159ZM162 263H160V264H162ZM164 263H165V262H164ZM186 263H187V260H186ZM186 263H185V264H186ZM192 263H190V264H192ZM211 263H210V264H211ZM235 263H236V262H235ZM235 263H234V264H235ZM241 263H242V262H241ZM50 264H51V263H50ZM72 264H73V263H72ZM77 264H78V263H77ZM80 264H81V263H80ZM104 264H105V263H104ZM152 264H153V263H152ZM154 264H155V263H154ZM187 264H188V263H187ZM199 264H206V263H204V262L202 261V263H199ZM207 264H208V263H207ZM232 264H233V263H232ZM237 264H239V262H237ZM243 264H245V263H243Z\"/></svg>",
	"mask_w": 264,
	"mask_h": 264
}]
</instances>
